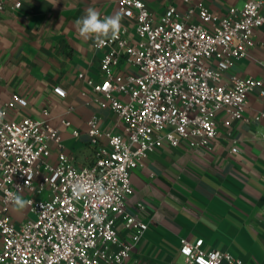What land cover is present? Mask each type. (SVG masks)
I'll return each instance as SVG.
<instances>
[{
    "label": "built area",
    "instance_id": "2783aa9c",
    "mask_svg": "<svg viewBox=\"0 0 264 264\" xmlns=\"http://www.w3.org/2000/svg\"><path fill=\"white\" fill-rule=\"evenodd\" d=\"M6 2L18 7L21 1L0 0V11ZM118 3L121 30L115 39L95 41L101 75L88 83L119 129H100L94 115L86 121L95 146L90 163L77 165L64 153L56 127L46 120L8 118L9 107L25 99L13 94L0 107V264H136L130 257L147 224L137 215L145 209L142 201L135 211L126 208L131 171L163 141L208 146L217 119L226 126L240 119L248 94L260 84L225 72L246 54L256 32L264 37V0L225 12L198 1L182 16L172 4L155 15L143 0ZM193 14L196 20L189 21ZM259 62L264 66V56ZM230 142L237 152V139ZM13 194L30 202L19 220L10 213ZM202 244L203 237H180L182 264H241L230 252L204 251Z\"/></svg>",
    "mask_w": 264,
    "mask_h": 264
},
{
    "label": "crops",
    "instance_id": "0c3cea01",
    "mask_svg": "<svg viewBox=\"0 0 264 264\" xmlns=\"http://www.w3.org/2000/svg\"><path fill=\"white\" fill-rule=\"evenodd\" d=\"M20 1L18 7L6 2L0 11V107L13 94L25 99V105L14 102L7 117L46 120L56 127L62 151L77 165L88 164L95 146L89 142L86 121L94 115L100 129L112 132L119 124L107 103L93 98L88 80L99 81L101 50L94 39L78 35L74 21L89 7L102 16L118 13V0ZM143 1L155 15L172 4L182 16L198 1L225 12L231 6L241 8L246 0ZM188 20L195 21V15ZM263 56L264 37L256 32L246 54L233 59L225 72L260 80L248 94L240 119L229 126L217 119V135L208 146L163 141L131 171L126 208L135 211L142 201L145 209L137 215L147 227L130 261L182 264L179 238L193 242L203 237L204 251L225 250L241 264H264V117L254 119L264 112ZM232 136L237 152L230 151ZM106 142L102 136L100 143ZM24 210L12 206L10 213L19 220Z\"/></svg>",
    "mask_w": 264,
    "mask_h": 264
},
{
    "label": "clouds",
    "instance_id": "9594fccd",
    "mask_svg": "<svg viewBox=\"0 0 264 264\" xmlns=\"http://www.w3.org/2000/svg\"><path fill=\"white\" fill-rule=\"evenodd\" d=\"M121 21L120 13L102 16L97 9L89 7L86 9L85 15L74 21V25L81 38L85 40L94 39L97 43H104L117 37L122 27ZM3 115L0 113V117ZM76 194L78 195L79 192ZM12 202L16 210H23L30 204L19 194H13Z\"/></svg>",
    "mask_w": 264,
    "mask_h": 264
}]
</instances>
